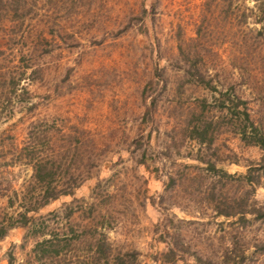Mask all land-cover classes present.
Listing matches in <instances>:
<instances>
[{"label":"rangeland","instance_id":"rangeland-1","mask_svg":"<svg viewBox=\"0 0 264 264\" xmlns=\"http://www.w3.org/2000/svg\"><path fill=\"white\" fill-rule=\"evenodd\" d=\"M202 2L145 0L146 11H142V0H94L89 10H81L85 4L82 0H74L70 6L63 4L49 12L50 18L61 23L55 27L59 32L53 35L52 50L42 51L38 46L30 65L26 55L20 58L22 45L30 40L20 33L8 36L0 30V219L6 221L11 214L16 215L31 198L32 164L20 154L30 131L46 132L64 148L74 145L75 138L67 136L71 124L78 123L87 135L109 143L104 154L108 162L98 177L118 192L113 197L114 218L100 227L116 249H137L138 264H162L153 261L150 254L167 248L169 238L162 229L166 224L167 229L180 232L202 258L220 259L233 240L248 247L244 261L236 264H264V249L254 248L255 242L264 240V220L244 225L238 220L231 222L233 218L207 216L211 210L202 204L199 192L206 182L198 175L190 187L179 174L186 170L185 162H197L193 156L199 144L187 130L193 107L202 96L211 99L209 90L195 84L185 72L178 47L181 34L185 51L189 45L201 48L202 40L190 39L203 18ZM247 3L252 5L253 1ZM212 8L211 18L203 21L214 32L204 47L214 50H205V65L200 67H208L207 75H213V82L224 89L234 67L253 57L233 35L232 13L226 19L221 7ZM124 25L120 34H112ZM189 51L194 55V49ZM155 60L160 74L154 71ZM234 72L237 74L236 69ZM241 89L250 97L245 84ZM152 99L155 104L146 113ZM257 103L251 99L250 105L256 108ZM149 129L148 142L145 136L140 143L134 142V137L145 135ZM221 137V141L226 139V135ZM226 143L242 156L259 153L257 147H238L237 138L226 139ZM222 147L228 151L225 144ZM89 149L85 145L84 153ZM70 154L63 165L73 163ZM141 157L146 158L145 164L139 163ZM224 165L230 171L242 169L236 163L225 161ZM168 171L175 173L176 183H169ZM97 179L84 180L75 189V196H87ZM256 197L264 199V190L259 188ZM70 199L62 195L29 213L45 215L53 233L74 234L69 257L73 264H79L89 249V240L80 234L88 218L79 210L69 219L49 214ZM87 228L86 235L97 231ZM27 232L22 225L9 228L0 239V264H9V253L13 264H32L37 237ZM185 256L187 262L193 261L191 255ZM178 263L183 264L181 260Z\"/></svg>","mask_w":264,"mask_h":264},{"label":"trees","instance_id":"trees-1","mask_svg":"<svg viewBox=\"0 0 264 264\" xmlns=\"http://www.w3.org/2000/svg\"><path fill=\"white\" fill-rule=\"evenodd\" d=\"M82 1L85 4L81 10L87 8L89 10L94 0ZM252 1L250 5L247 0H203V18L196 25V34L190 39L202 40L199 44L201 48L189 45V49L185 51L181 34L178 41L182 59L185 61V72L195 84L211 93L210 100L206 96L199 98L191 112V123L187 125L189 136L196 139L199 144L196 155L193 156L197 162H185L186 170L179 174L190 187L192 179L197 178L198 175L202 176L206 184L200 187L199 192L202 193V204L211 210L207 216L233 218L231 222L238 220L244 225L256 219L264 220V199L259 200L256 197L259 188L264 190V0ZM73 2L74 0H0V30L8 36L20 33L21 37L25 36L24 39L30 40L23 44L20 50V58L23 59L26 55L27 64L30 65L38 46L42 51L52 50V42H55L53 35L59 32L55 27L61 23H56L50 18L49 12L60 8L63 4L70 6ZM154 3L155 1H152L150 5L153 6ZM142 6V11H146L145 0H142ZM214 6L221 7L226 19L232 13L230 25L233 26V35L240 40L247 55L253 57L247 63H240L234 67L237 74L232 70L233 77L224 89L213 82V75H207L208 67L203 69L200 67L205 65V50L213 49V47H207L209 49L204 47V44H210L214 30L210 24L205 25L203 19L206 20L211 16ZM248 18L251 20L248 21ZM250 22L255 26H250ZM125 26L127 25L114 30L112 34H120ZM44 44L48 47H43ZM190 49H194V55L192 51H189ZM154 53L152 51V54ZM153 66L154 71L160 74L156 60ZM151 82L150 80L149 84ZM235 83L239 85L238 88ZM243 84L247 86L250 97L243 94L245 92L241 89ZM146 88L147 83L143 91ZM251 99L258 101L256 108L250 105ZM151 104L146 107V113L155 104L154 99L151 100ZM213 110L217 111L216 115L212 114ZM203 114L205 117L202 116ZM70 132L72 134L69 133L67 137H74L75 143L63 148L46 132L41 134L38 131H30L29 139L23 144L20 154L26 156L32 164L31 181L34 184L29 188L31 198L28 205L24 203L23 209L16 215L11 214L6 221L0 219V239L9 228L16 225L25 226L28 229L27 234L37 237L32 247L34 254L32 264H73L69 256L74 234L53 233L48 227L45 215L36 216L33 212L29 213L37 211L39 207L62 195H69L70 200L65 201L58 210H52L49 214L53 218L69 219L75 211L79 210L82 216L85 214L84 218H88L80 234L85 240H89V249L80 257L79 264H138L137 249L126 251L116 249L106 232L100 227L106 226L105 221L109 224L114 218L113 197H117L118 192L111 185L103 184L98 177L102 167L108 162L104 154L109 143L87 135L85 129L78 123L71 124ZM151 132L152 130L149 129L145 135L134 137V142L140 143L144 140L142 139L144 136L145 142H148ZM227 133L231 135L228 137ZM224 135L226 139L237 138L238 147H257L258 155L242 156L239 150L226 143V139L220 140ZM222 144L227 146L228 151L223 149ZM85 145H88V149L90 146L87 154L84 153ZM144 152L145 147L141 155ZM69 154L73 163L63 165L62 161H66ZM145 160V157H141L138 161L145 164ZM225 161L240 164L242 169L230 171L225 167ZM195 167L197 170L194 171ZM167 174L169 183H176L175 173L168 171ZM93 176L98 179L91 192L87 196L76 197L75 189L84 180ZM107 216H111L108 221ZM69 227L75 231L72 225ZM87 227H93L97 231L86 235ZM162 229L169 238V244L165 250L150 254L155 262L179 264L178 260H181L183 264H236L244 261L247 256L248 247L241 246L237 241L232 240L229 242L230 245L224 248L220 259L202 258L197 249L184 240L180 232L167 229L166 224L162 225ZM254 248L264 249V240L255 242ZM9 254L8 262L13 264L12 254ZM185 255H191L193 261L187 262Z\"/></svg>","mask_w":264,"mask_h":264}]
</instances>
